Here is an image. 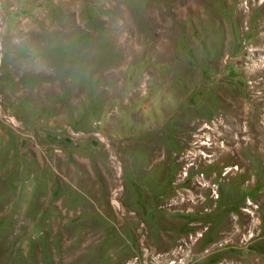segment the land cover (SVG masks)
Instances as JSON below:
<instances>
[{
  "label": "rangeland",
  "instance_id": "obj_1",
  "mask_svg": "<svg viewBox=\"0 0 264 264\" xmlns=\"http://www.w3.org/2000/svg\"><path fill=\"white\" fill-rule=\"evenodd\" d=\"M0 264H264V0H0Z\"/></svg>",
  "mask_w": 264,
  "mask_h": 264
}]
</instances>
